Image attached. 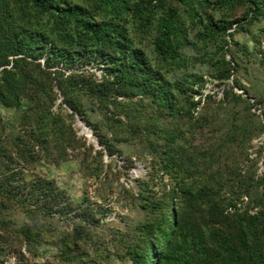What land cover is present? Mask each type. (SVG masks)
Returning a JSON list of instances; mask_svg holds the SVG:
<instances>
[{
    "label": "trees",
    "instance_id": "16d2710c",
    "mask_svg": "<svg viewBox=\"0 0 264 264\" xmlns=\"http://www.w3.org/2000/svg\"><path fill=\"white\" fill-rule=\"evenodd\" d=\"M263 21L264 0H0V104L19 112L16 123L0 115V262L40 257L52 241V264L95 257L98 212L37 164L78 150L80 167L99 176L105 152L139 143L170 187L138 179L146 216L112 246L98 243L102 262L122 251L131 264H264V140L257 157L248 151L264 133L252 110L262 101L235 91L248 90L239 78L228 83L233 46L244 48L235 35L260 47L264 26L253 25ZM211 81L224 85L221 98L205 92ZM76 115L100 148L78 135Z\"/></svg>",
    "mask_w": 264,
    "mask_h": 264
},
{
    "label": "rangeland",
    "instance_id": "374dc122",
    "mask_svg": "<svg viewBox=\"0 0 264 264\" xmlns=\"http://www.w3.org/2000/svg\"><path fill=\"white\" fill-rule=\"evenodd\" d=\"M264 26L263 22H257L253 25V29ZM237 41L244 46L243 49L237 45L233 46L236 55L239 58L238 70L228 80L229 85L234 86V79L239 78L248 90L234 86V90L248 97L252 102L259 99L257 105L252 108L260 117H264V65L261 62V54L259 49L264 50V40L261 45H256L254 39L247 32H238L235 35ZM231 58V55H228ZM99 76L102 70L93 67ZM224 85H219L217 81L209 82V86L205 88L207 92L217 93V98L223 96ZM62 100L60 96L59 101ZM0 115L5 120L16 123L19 119V112L10 107L0 104ZM79 116L76 115L74 122L78 135L84 137L87 144H94L96 148H100L98 136L91 126L87 129L83 123H79ZM264 133L259 137H254L251 141L248 151L251 157L258 156L259 145L263 143ZM121 151L110 156L107 152L104 154L105 165L99 176L89 175L80 167L82 155L78 150L70 151L69 159L62 163H50L41 159L37 164V171L42 175L54 178L61 187L65 188L70 196L78 202V206L89 210L90 214L98 212L96 220L90 219L93 237L88 238L87 246L91 251V255L95 257H85V264H93L95 260L101 261L102 257L99 253H104L101 248L98 249V243L104 247L112 246L114 240H117V232L126 231L129 227L142 220L146 215L145 212L137 205L133 194L138 192V179H149L153 175L158 184L153 189L157 191L161 182L167 183L170 187L169 175L163 168L154 164L153 155L149 150H144L139 143L133 145L123 144ZM127 158H132L134 164L127 167ZM246 164V163H245ZM264 170V158L260 157L258 162V172ZM163 172V174H162ZM128 189L132 192H128ZM103 207V208H102ZM257 209V207H256ZM79 213V212H78ZM90 217V215H88ZM87 217V218H88ZM85 218L78 214V222ZM92 220V221H91ZM59 227L65 228L67 224L64 221H58ZM58 252L56 243L44 242L41 245L40 257H6L4 262L0 264H52L58 262V257H53ZM113 255L111 264H131L127 256L123 257L122 251H116ZM121 258H124L123 260Z\"/></svg>",
    "mask_w": 264,
    "mask_h": 264
},
{
    "label": "water",
    "instance_id": "95a60500",
    "mask_svg": "<svg viewBox=\"0 0 264 264\" xmlns=\"http://www.w3.org/2000/svg\"><path fill=\"white\" fill-rule=\"evenodd\" d=\"M79 123H83L84 126H85L87 129H89V127L86 125V123H85L83 120H81L80 118H79Z\"/></svg>",
    "mask_w": 264,
    "mask_h": 264
},
{
    "label": "built area",
    "instance_id": "2783aa9c",
    "mask_svg": "<svg viewBox=\"0 0 264 264\" xmlns=\"http://www.w3.org/2000/svg\"><path fill=\"white\" fill-rule=\"evenodd\" d=\"M205 92H207V91L205 90ZM162 174H163V172H162Z\"/></svg>",
    "mask_w": 264,
    "mask_h": 264
}]
</instances>
